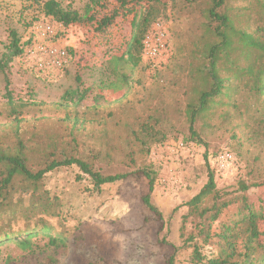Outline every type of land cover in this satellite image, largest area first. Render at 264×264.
<instances>
[{"label":"rangeland","instance_id":"374dc122","mask_svg":"<svg viewBox=\"0 0 264 264\" xmlns=\"http://www.w3.org/2000/svg\"><path fill=\"white\" fill-rule=\"evenodd\" d=\"M45 1L48 0H0V56L7 52L10 31L17 34L23 47L22 54L9 61L4 71L0 70V145L13 147L19 135L30 148L29 164L36 166L48 144L57 141L58 147L63 148L65 141L56 138L64 133L63 126L56 120L64 118L66 113L73 118L72 109L56 106L63 94L89 87L80 104L81 111L93 104L96 94L108 104L99 113L89 110L80 117L87 121L77 138L79 146L85 142L90 150L110 155L107 158L112 160H105L102 155L93 161L102 173L130 171L122 163L124 143L130 140L128 128L137 118L146 120L152 114L158 120L156 127L163 130L166 138L151 147L148 154L135 158L140 166L145 164L156 172L150 202L161 217L143 203L148 185L139 175L104 185L97 193L92 191L89 180H76L75 167L61 168L47 174L41 186L42 191L48 192L51 204H58L59 208L55 205L46 213L41 208L30 207V194L18 191L8 207L0 206V228L16 234L45 224L52 228V234L65 233L70 237L68 250L47 247L45 237L33 238L31 251L4 241L0 246V264H42L49 258L57 264H165L173 251L171 245L180 246V219L187 210L184 204L206 183L208 168L217 188L222 190H234L241 179L248 183L264 179V99L249 94L241 83L237 88L234 82L228 91L230 97H221L224 105L196 123L202 143H195L188 138L187 121L179 112L189 96L179 68L184 70L190 63L198 64L200 60L195 59L194 52H201L207 42H214L207 29L210 23L207 24L206 12L200 5L168 4L161 16L171 47L168 64L141 73L134 69L133 74L140 78L141 85L131 90L124 86L113 90L98 88L100 76L88 68L98 65L104 52L113 56L125 51L131 39L132 15H118L104 34H97L90 23L64 26L46 17L42 12ZM55 1L81 14L88 2ZM105 1L106 8L100 15L112 12L119 5V0ZM250 1L230 0V3L242 6ZM226 11L231 12L238 26L253 27L247 23V17L252 16L249 10ZM45 24L53 27L51 36L43 34ZM143 35L142 28L141 40ZM47 46L66 52L67 62L62 67L45 65L47 58L38 50ZM5 77L13 100L34 104L19 113V118L25 121L17 136L4 97ZM78 79L82 80L81 84ZM229 101L235 102L237 108L231 107ZM115 121L120 124H114ZM230 121L240 124V140L232 137ZM83 152L88 154L87 149ZM218 152H229L233 163L219 169L214 158L208 159ZM249 193L252 201L259 204L261 189L252 188ZM185 256H181V262Z\"/></svg>","mask_w":264,"mask_h":264},{"label":"trees","instance_id":"16d2710c","mask_svg":"<svg viewBox=\"0 0 264 264\" xmlns=\"http://www.w3.org/2000/svg\"><path fill=\"white\" fill-rule=\"evenodd\" d=\"M175 2L188 7L200 5L201 10L206 12L209 21L207 24L210 23L207 29L214 39L212 43L207 42L201 52H194L195 59L200 60L198 64L190 63L184 70L179 68L185 85L189 88L188 99L183 110L179 109V112L187 121L188 138L195 143H202L196 123L200 118L214 112L218 106L224 105L221 97H230L228 91L234 82L237 88L241 83L244 88H248L249 94L264 99V0H251L242 6L232 5L230 0H119L117 8L101 15L100 11L107 5L105 0H88L83 14L64 8L55 0H48L42 4V12L46 17L64 26L90 23L97 34H104L118 15L131 14V39L125 51L113 56L104 52L99 64L88 68L89 71L99 74L98 88L117 90L124 86L126 90H131L141 83L140 78L133 74L134 69L141 73L143 70L146 72L161 69L168 64L172 54L164 63L145 60L140 36L142 28L145 32L155 22L163 21L161 16L167 5ZM129 3L132 5L128 6ZM226 10H249L252 16L247 17V23H252L253 27L238 26L231 12ZM5 48L7 52L0 56L1 71H4L9 61L23 52L15 32H9V43ZM168 49L171 51L170 42ZM78 82L81 84L82 80L78 79ZM8 87L9 80L5 77L4 97L7 99L9 117L17 136L25 121L19 118V113L26 106L34 104L13 100ZM89 91V87L84 90L76 88L63 94L61 103L56 106L64 110L72 109L73 112L72 119L66 113L64 118L56 120V123L63 126L64 133L57 134L56 137L59 142L65 141L63 148L58 147L57 141L51 142L40 155V162L36 166L29 164L31 159L27 153L30 148L23 143L19 135V140L13 147L0 145V206L8 207L12 196L22 191L24 194H30V207L41 208V211L49 213L56 204H51L48 192L41 190L44 177L61 168L75 167L76 180H89L92 191L97 193L101 191L102 186L125 181L129 176L143 177L148 185L143 203L161 217L150 202L156 172L145 164L140 166L135 158L137 155L148 154L151 147L166 138L163 130L156 127L158 120L150 114L146 120L137 118L134 125L128 128L130 140L124 143L122 163L132 170L114 174L102 173L93 161L100 159L102 155L106 157L105 160H112L107 158L110 155L102 154L101 150H90L85 142H81L83 145L79 146L77 141L79 132L85 130L87 121L81 120L80 117L86 115L89 110L99 113L100 108L108 104L100 94H96L92 98L93 104L81 111L80 104ZM234 103L228 102L236 109ZM230 122L232 137L240 140V124ZM114 124L120 123L115 121ZM67 138L69 142L65 140ZM86 149L88 154L83 152ZM218 153L208 156L209 161ZM252 188L262 191L259 204L251 199L249 192ZM184 206L187 210L180 219V246L171 245L173 251L165 264H264V179L252 183L241 179L234 190H222L217 188L213 173L208 168L206 183ZM59 207L57 204L56 208ZM53 214L59 215L54 212ZM52 231V228L45 224L16 234L0 228V246L6 241L31 251V240L45 237L48 239L47 247L68 250L70 237L65 233L52 234ZM180 253L186 255L182 262ZM42 264L57 263L53 258H49Z\"/></svg>","mask_w":264,"mask_h":264},{"label":"built area","instance_id":"2783aa9c","mask_svg":"<svg viewBox=\"0 0 264 264\" xmlns=\"http://www.w3.org/2000/svg\"><path fill=\"white\" fill-rule=\"evenodd\" d=\"M42 29L44 35L51 36L53 34V27L49 24H45ZM168 42L167 30L163 21L155 22L150 29L144 32L142 38L144 59L153 63L166 62L169 56ZM38 51L45 54L47 58L45 65L49 68H59L67 62V54L64 50L47 46L41 47ZM214 160L219 169H225L233 163L234 158L229 152H221L214 157ZM162 182L165 183L164 180Z\"/></svg>","mask_w":264,"mask_h":264}]
</instances>
